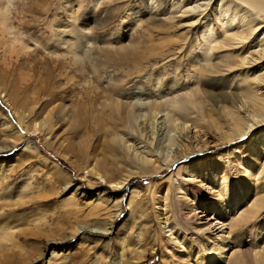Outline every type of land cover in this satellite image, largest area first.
<instances>
[{"label":"rangeland","instance_id":"1","mask_svg":"<svg viewBox=\"0 0 264 264\" xmlns=\"http://www.w3.org/2000/svg\"><path fill=\"white\" fill-rule=\"evenodd\" d=\"M14 1L13 24L35 51L14 49L6 56L0 43V264H233L242 255L248 264H264V204L259 202L264 146L258 147L264 123L252 107L255 101L229 103L228 114L226 102L216 103L219 96L200 90L229 93L252 83L262 99L264 81L252 78L264 75V57L258 58L264 39L257 35L246 46L239 44V54L253 59L212 81L207 78L213 72L202 77L199 69L231 55L208 49L210 18L222 36L218 18L224 17L216 14L220 0ZM180 34L184 40L174 43ZM74 51L84 54L83 70H76ZM135 63L145 67L142 75L131 72ZM70 75L81 86L68 96L80 91L87 101L93 99L91 108L48 131L42 124L46 112L32 107V87L51 78L60 93L64 83L71 84ZM117 84L123 85L118 92L113 91ZM195 89L206 112L214 113L207 123L192 109L186 123L176 110L166 109L155 119L153 136L148 115L128 134L119 131L129 139L123 150L131 167H160L123 187L91 174L92 164L65 145L59 149L75 132L74 140L107 142V104L119 94H138L133 100L148 96L164 107ZM231 115L241 120V133H234ZM95 120L99 127L104 120L101 133ZM171 134L176 142L169 144ZM138 151L152 161L142 164L135 158ZM127 170L123 166L114 177ZM229 236L222 259L211 263L210 252Z\"/></svg>","mask_w":264,"mask_h":264},{"label":"bare ground","instance_id":"2","mask_svg":"<svg viewBox=\"0 0 264 264\" xmlns=\"http://www.w3.org/2000/svg\"><path fill=\"white\" fill-rule=\"evenodd\" d=\"M220 4L221 5L220 7H218L216 14L218 16L224 17L223 19L218 18V21L222 23V36L221 37L217 36L216 30L214 29L213 21L210 18L209 19L210 25L207 30V37H208L207 39L209 41L208 49H209V53L211 51L214 53L215 50H221V51H227L231 55L229 56L230 58L224 60L223 63L207 61V65L202 66L199 69V74L202 77L203 75H207L209 72H213L214 76L207 78V80H212V81H216V79L220 81L219 80L220 76L224 74H229V72H231L233 69L243 66L245 64L246 58L250 57L253 59L254 55L246 56L245 58H243L239 54L240 47H242V46L239 47V44L245 45L247 42H251V40H253V38L257 35L261 36L262 37L261 39H264V0H220ZM6 5H7V0H0V37H1L0 43H2L4 46V52H5L4 54L6 56L9 55L8 54L9 52L14 54L15 50L16 52L19 51L20 53L23 52L27 53L29 50L35 51V48L30 47L29 44H27L25 40H23V38L19 36V31L13 24V20H14L13 13L17 11L16 2L12 0V7L8 9L7 13H5L4 11ZM81 7L82 5L80 6V8ZM231 10H234V13L232 12L231 16L229 15L225 16L226 12L229 11L231 12ZM159 15L160 14H156V15L154 14V17L159 18ZM170 27L175 28L176 26L170 25ZM170 30L172 32L174 29L173 30L170 29ZM191 32L192 30L190 28L186 31L187 34H190ZM176 37L178 39L174 41V43L184 40L181 34L177 35ZM185 39L188 40V37H186ZM17 44H20L19 49L17 48ZM71 46L72 45H70L69 47ZM163 54L161 53V56ZM167 54L168 53L164 54V57ZM74 56L75 57L72 58V61L77 66L76 70L78 71L83 70V67L85 66L84 54H82L80 51H74ZM263 57H264V48H262L260 52H258V58L261 59ZM246 63H249V61H247ZM142 66L141 64L135 63V67L134 69H131V72L137 74L138 76L142 75L141 73H143V71L145 70L144 69L145 67L142 68ZM95 69L97 71L96 66ZM68 79L69 81L72 82L70 85L67 86L66 83H64L65 85L62 87L63 94H61L62 91L60 93L56 92V90L59 89V86L57 85V81L53 82L51 78H48L46 81H44L45 82L44 84L42 82V85L39 87L36 86L38 84L36 81V84L32 87V90L35 94L34 96L35 99L34 101H32L33 103L32 107L33 109H35L36 106H39V108L43 110L42 112L40 111L41 113L46 112L44 118L42 119V124L43 125L45 123L47 124L48 131H52L53 129L56 128L57 125L63 127L67 122L66 119H70L71 117L74 116V114L76 115L82 111H87L86 109L89 107L91 108L90 101L93 99L90 98V101H87L84 97V94L80 93V91L74 92L73 93L74 95H72V93H69L71 95L70 97L68 96V92H70L72 89H73L72 91H75L77 86L78 87L81 86L77 81L74 80V77H72L71 75L68 76ZM245 80L248 81V83L250 84L249 80L251 79H245ZM252 81H256L260 83L264 81V75H258L257 77L252 78ZM83 88L84 87H82V89ZM122 88H123L122 84H117L113 88V91L118 92ZM140 89L141 86H139V90ZM200 90H202L204 96L208 95L209 97L212 98L213 97L217 98L219 96L220 98L216 99L215 102L216 103L226 102V104H223V106L227 108L228 114H230L231 112V109L229 108L230 107L229 103L234 104L236 100L243 99L244 101H246L245 102L246 105H249V103L255 101L256 102L254 103L255 106L251 103L252 107L256 109L257 114L259 115V117H261L260 121L264 123V97H262L261 99L256 96L255 89L252 87V83L249 85V87L244 88L242 91L231 90L229 91V93L226 92L213 93L206 90L205 87H202ZM198 93H199V89H195L194 91L189 92L188 94H183L180 95V97L168 100V102L164 104L165 109H163L164 107H162L160 103H153L152 101H150L148 96L145 97V99L137 98L136 101L133 100V98L138 97V94H133L134 96L129 95L130 93L119 94L114 99L111 98L109 104H107V106H109L110 108V115L105 118L107 119V123L105 124L108 127V130H106V132L110 135V138L107 142L105 143L103 142V144L101 143L100 145L99 144V141H101L100 137H98L95 140V142L92 144L90 143V141L88 142V140H90L91 138H88L86 140L83 139L81 141L77 139L74 140L73 138L78 137V133L75 132L74 135H72L71 137L63 138V140L60 143L61 145H59V149H61L60 146L65 145L66 150L68 152H72L76 154L75 156L81 155L89 164H92V167L90 169L91 174H93L96 177L99 176V178L104 179L106 183H109L113 187L116 188L123 187L124 184L131 181L134 177L142 176V175L146 176L152 174L160 167L159 165H155L153 167L154 170L147 169L145 167H139V168L131 167V164H129L128 162H131L132 159L129 158V161H127L126 158L128 157V155H126L123 150L124 147L126 146V142H128L129 139L125 138V135L119 131L123 130L126 134H128L130 129H135L136 121L139 120V118L148 115L149 116L148 127L150 128L148 132L150 133V135L152 134L154 135L155 119L160 112H163L166 109H171L172 111L176 110L178 117L182 118V120L185 123L188 120V114H189L188 110L190 111V109H192L195 112H198L199 115L198 121L199 120L202 121L201 123L205 121L207 123V120L209 121L210 118H212V114L214 113H211L210 115L209 113L206 112V110L204 109V104L203 102H201L202 100L200 101L197 100ZM42 94L44 95L45 99L44 97H41ZM139 96L142 95L139 94ZM35 110L34 112L36 114L37 111ZM231 116H233L232 119L234 121L233 122L234 126H232L234 133L236 134L237 132L241 133V131L243 130V126H241L242 123L241 120L239 118L234 117V115ZM169 121L173 123V118ZM94 122L97 128V132L101 133L102 127L104 128L105 126L103 125L104 120L102 127H99L100 126L99 122H96V120ZM100 123L102 122L100 121ZM194 124L195 126H198L196 122H194ZM37 126L38 124L36 123L35 124L36 130H37ZM200 127H204V125ZM110 131H113L112 132L113 134ZM171 131L173 132L174 129H171ZM173 136L174 135L171 134L168 137L169 144L176 142V138ZM140 137L143 138L142 133L140 134ZM79 143H80V149L75 150L78 147L77 146L75 148V145ZM263 146H264V139L261 140L260 145L258 147H263ZM154 150L155 149L151 147V151L157 154V152H154ZM121 151L123 153H121ZM139 152L140 151L135 153V158L138 161H140L142 164H148L152 161L146 157H143L142 153L140 152L139 154ZM123 166L128 167L127 173L124 174L121 178H115L114 174L116 172L118 173ZM132 198H134V196ZM259 202L261 204H264V197L260 198ZM257 211H254L253 213L256 214ZM230 241H232V239L229 236L226 238V240H223V242L220 245L215 247L213 252H210L211 263H217L218 261H220V259H222L223 257L222 255L229 248ZM243 256L244 255H242V257L239 260H236L235 263L233 264H248L246 258ZM197 264H202V263L198 262Z\"/></svg>","mask_w":264,"mask_h":264},{"label":"clouds","instance_id":"3","mask_svg":"<svg viewBox=\"0 0 264 264\" xmlns=\"http://www.w3.org/2000/svg\"><path fill=\"white\" fill-rule=\"evenodd\" d=\"M12 7V0H7V5L4 9L5 13H7L8 9Z\"/></svg>","mask_w":264,"mask_h":264}]
</instances>
